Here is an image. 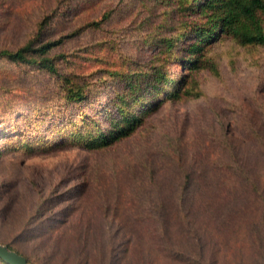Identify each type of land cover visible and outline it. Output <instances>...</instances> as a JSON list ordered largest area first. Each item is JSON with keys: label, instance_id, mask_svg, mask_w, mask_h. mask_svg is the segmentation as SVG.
Returning <instances> with one entry per match:
<instances>
[{"label": "rangeland", "instance_id": "obj_1", "mask_svg": "<svg viewBox=\"0 0 264 264\" xmlns=\"http://www.w3.org/2000/svg\"><path fill=\"white\" fill-rule=\"evenodd\" d=\"M184 22L172 0H0V49L62 39L49 55L88 94L0 58V150L20 146L0 155L2 243L37 264H264V45L224 36L193 70L167 64L180 99L85 144Z\"/></svg>", "mask_w": 264, "mask_h": 264}, {"label": "trees", "instance_id": "obj_2", "mask_svg": "<svg viewBox=\"0 0 264 264\" xmlns=\"http://www.w3.org/2000/svg\"><path fill=\"white\" fill-rule=\"evenodd\" d=\"M172 2L184 14V27H177L173 36L163 38L157 43L161 45V50L155 54L151 65L136 73L131 71L121 75L127 82L129 91L125 94V90H120L117 94L118 100L113 103L119 116L109 117L105 127L99 125L94 133L95 138L85 141L88 147L109 146L132 135L143 125L145 117L156 105L165 100L182 97L180 86L183 80L171 77L170 70L166 72L167 64L193 70L198 67L206 49L224 36L232 37L242 44L264 45V21L260 15L261 11L264 13V0H172ZM181 17L180 13L176 16L177 23L181 22ZM61 41L62 39H53L36 43L35 39H32L17 49H0V58L14 63L35 64L42 70L58 75L66 85V102L82 103L88 98L83 86L60 74L55 58L49 55L50 50ZM156 99L161 102H153ZM87 118L86 114L79 117L84 124L87 123ZM84 131L74 125L66 132V137L78 141L83 138ZM19 147L15 144L8 149L1 148L0 155L10 150H18ZM255 184L258 186L256 182ZM43 215L37 211L33 218L38 219ZM29 229L32 231L33 227ZM6 244L23 254L31 263L37 264L10 242ZM0 264L9 263L0 258Z\"/></svg>", "mask_w": 264, "mask_h": 264}, {"label": "water", "instance_id": "obj_3", "mask_svg": "<svg viewBox=\"0 0 264 264\" xmlns=\"http://www.w3.org/2000/svg\"><path fill=\"white\" fill-rule=\"evenodd\" d=\"M0 258L9 264H33L23 254L0 241Z\"/></svg>", "mask_w": 264, "mask_h": 264}]
</instances>
